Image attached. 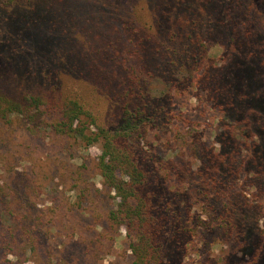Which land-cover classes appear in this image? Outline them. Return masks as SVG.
Masks as SVG:
<instances>
[{
    "label": "rangeland",
    "instance_id": "obj_1",
    "mask_svg": "<svg viewBox=\"0 0 264 264\" xmlns=\"http://www.w3.org/2000/svg\"><path fill=\"white\" fill-rule=\"evenodd\" d=\"M15 2L0 4L7 93L17 96L16 74L27 73L24 92L77 95L114 129L131 68L142 81L150 120L130 145L164 180L157 264H264V187L247 168L251 148L264 144V0ZM100 154L98 143L0 118V264H134L133 235L109 219L117 199L102 182ZM159 155L171 162L147 159ZM219 165L233 173L198 192ZM233 203L239 234L226 210Z\"/></svg>",
    "mask_w": 264,
    "mask_h": 264
},
{
    "label": "trees",
    "instance_id": "obj_2",
    "mask_svg": "<svg viewBox=\"0 0 264 264\" xmlns=\"http://www.w3.org/2000/svg\"><path fill=\"white\" fill-rule=\"evenodd\" d=\"M12 3L17 4L15 0H0V4L4 7ZM180 10V6L175 5L172 13L179 14ZM11 40L16 41L14 37L7 41ZM20 40V38L17 39V42ZM135 50L139 51L136 48ZM65 58L61 53L58 54L59 60ZM45 70L44 68L43 71ZM1 74L0 72V76ZM26 75L20 78L16 74L19 89L17 96L7 93L0 87V118L17 116L26 123L32 133H37L42 128L50 129L58 135L72 138L83 147L94 143L100 144L101 154L98 162L100 176L103 184L114 190L117 199V207L110 212L109 219L114 223L125 224L129 234L133 235L134 239L130 247L134 255V264H157L162 254L158 235L166 227L157 220L159 208L167 207L166 195L161 190V183L164 180L159 179L154 170L145 168L138 146L130 145V142L135 144L141 141V137L146 133L147 120H150L147 105L143 103L145 95L140 78L131 68L128 74L131 84L123 88L120 94L123 100L119 97L122 101L120 125L110 129L98 122L94 113L77 95L47 99L41 95L24 92L25 86H28ZM42 75L47 79L51 77V74L47 72ZM149 111L151 112V109ZM154 115L157 116L152 114L153 117ZM242 132V135L246 137L245 131ZM242 144L239 142L238 146ZM223 157L226 158L225 155ZM147 159L151 160L154 166L171 162L170 159L164 161L162 155H159V160ZM243 164L242 162L238 167L244 168L245 164ZM247 166L249 173L255 171L259 176L257 182L259 187H264V144L254 145L251 148V158ZM233 167L219 165L217 171L222 168L219 178L212 176L204 179L206 183L198 186V192L206 188L218 189L222 183H225L224 173H233L229 172V169ZM170 170L172 169L166 170L165 180L169 178ZM224 170L226 171L223 172ZM180 174L178 171L177 175L180 176ZM205 175L207 176V173ZM226 210L236 229L235 233L245 232L240 218L235 215L241 209L233 203L228 205ZM170 220L172 215L169 218V224H171Z\"/></svg>",
    "mask_w": 264,
    "mask_h": 264
}]
</instances>
